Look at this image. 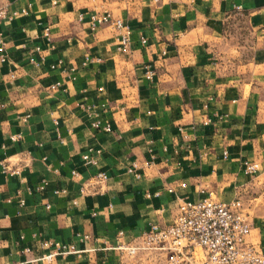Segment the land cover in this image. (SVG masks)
Returning a JSON list of instances; mask_svg holds the SVG:
<instances>
[{
	"label": "crops",
	"instance_id": "0c3cea01",
	"mask_svg": "<svg viewBox=\"0 0 264 264\" xmlns=\"http://www.w3.org/2000/svg\"><path fill=\"white\" fill-rule=\"evenodd\" d=\"M0 2L17 11L0 23V160L20 168L0 167V264H162L163 252L109 245L207 196L239 199L247 239L264 245V0ZM99 10L127 25V52L110 24L87 28ZM244 159L258 169L244 173ZM99 170L107 178L92 183ZM47 238L76 250L44 262Z\"/></svg>",
	"mask_w": 264,
	"mask_h": 264
},
{
	"label": "built area",
	"instance_id": "2783aa9c",
	"mask_svg": "<svg viewBox=\"0 0 264 264\" xmlns=\"http://www.w3.org/2000/svg\"><path fill=\"white\" fill-rule=\"evenodd\" d=\"M21 13H26L25 8L20 9ZM17 13L16 10H8L4 3L0 2V23L5 19H11ZM82 16L79 15L80 19ZM102 24H110L114 30L115 47L120 52H127L129 49V32L127 25L119 17H114L108 10L90 11L87 15L86 26L90 31H94ZM43 35L49 38V27H43ZM144 38L140 41L144 42ZM7 54L4 41L0 35V62L5 61ZM28 61L33 66H38L44 59L40 53L39 45L32 46L28 53ZM90 60L84 56L81 65ZM52 66V65H51ZM9 77H14V70H7ZM153 70L146 66L144 77L150 79ZM58 82L51 84L56 85ZM92 127H98L99 121H91ZM105 130L109 129L108 123L101 125ZM83 160L94 162L88 154H82ZM1 171L7 175H17L20 168L17 165H10L6 160H0ZM244 173L251 174L258 169V163L254 160L244 159L241 162ZM72 174L77 172L72 169ZM107 178L104 171H96L90 176L92 183H102ZM45 180L34 185L35 190H41ZM31 189L29 188L28 191ZM167 191L171 187L166 188ZM85 187L79 188V193H83ZM54 193L65 192L64 188H54ZM75 203V199H71ZM18 203L22 204L23 199L18 198ZM47 207L48 204H45ZM241 203L235 198L228 202L215 200L209 196L197 200L181 199L176 207L173 218L166 224L150 223L148 227L142 229L137 235L129 240H121L122 231H117L118 240L114 245H109L133 254L138 250H150L164 253L165 264H264V245L249 241L250 225L240 209ZM88 235L83 234L82 238ZM39 246L43 248L39 258L44 262H50L57 253L73 252L75 246L71 242H63L55 239H41ZM201 252V258H195V248ZM24 251L28 247H23Z\"/></svg>",
	"mask_w": 264,
	"mask_h": 264
},
{
	"label": "rangeland",
	"instance_id": "374dc122",
	"mask_svg": "<svg viewBox=\"0 0 264 264\" xmlns=\"http://www.w3.org/2000/svg\"><path fill=\"white\" fill-rule=\"evenodd\" d=\"M195 250H197L198 252L200 251V249L198 247H196ZM162 264H165V261H163Z\"/></svg>",
	"mask_w": 264,
	"mask_h": 264
}]
</instances>
